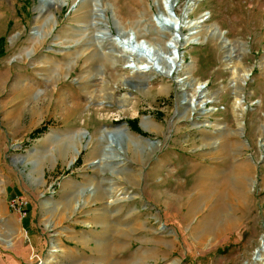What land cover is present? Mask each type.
<instances>
[{
	"label": "rangeland",
	"instance_id": "obj_1",
	"mask_svg": "<svg viewBox=\"0 0 264 264\" xmlns=\"http://www.w3.org/2000/svg\"><path fill=\"white\" fill-rule=\"evenodd\" d=\"M160 7L0 0V264H259L264 0H178L173 16L204 17L178 47L182 69L128 77L105 36L135 31L163 49ZM198 85L193 112L184 91ZM117 190L128 198L109 203Z\"/></svg>",
	"mask_w": 264,
	"mask_h": 264
},
{
	"label": "bare ground",
	"instance_id": "obj_2",
	"mask_svg": "<svg viewBox=\"0 0 264 264\" xmlns=\"http://www.w3.org/2000/svg\"><path fill=\"white\" fill-rule=\"evenodd\" d=\"M160 1H161V7L159 8L157 14L155 15V18L153 21H154V25L160 31L170 33V38L165 43L163 49H161L160 47L153 46L149 44V42L137 39V35L135 31H128V32H123V33L118 32L117 39H113L114 36L106 37L104 34H101V36H105L107 41H109V43L113 47L118 49L117 51L118 56L109 57L110 56L109 55V56H106V58L112 59L114 63L119 61L118 58L120 60L125 61L126 65L124 68L129 71L127 74L128 77H135L136 79H138L136 76H141L143 79L144 78L146 79L149 77L152 78L155 75H157V76H162L167 79L172 78L175 72L182 69L181 67V63H182L181 56L182 55L179 53L178 47L181 45H189V44L192 45L196 41L194 36L196 32L198 31V28H200L199 24L201 22L203 23V20H204L203 15L195 21H189V20H186L187 19L186 17L188 16V14H187V11L185 10L183 12V18L180 19L177 16L175 15L171 16L168 13V9H170V11L173 12V8L177 5L178 0H160ZM182 29L187 30L188 34L183 35L180 32V30ZM214 32L216 33L217 30L215 29ZM173 34H177L178 38H176ZM222 42H223V45H225L226 42L224 41ZM168 43L172 44L173 48H169L167 46ZM174 48L176 50V55L170 54V51L173 50ZM170 70H172V74L168 76V73L170 72ZM148 73H150L151 75L147 77L146 74ZM232 76L233 77L236 76V73L233 72ZM247 78H248V74L242 76L240 85L243 84ZM177 79L181 80L179 78H176V80ZM232 80L235 83V87H234L235 102L233 104V109L236 115L239 116V114L243 111V107H244L243 97L240 95L241 93H239V89H240L239 81L237 82L236 79L234 78ZM177 85L182 88L184 87L182 80L181 82L177 83ZM200 86L202 85L193 87L192 90L189 91L190 94H188V91L184 89L185 95L187 96V103L189 107L192 108L193 112H197L199 110V107L203 105L206 101L204 97V92H203L204 88L200 89L199 88ZM110 145L111 143H107V145L104 147L105 150L108 147H110ZM239 167L237 166V169H239ZM120 195H122L121 198H119ZM127 198L128 197H126V194L122 193L120 190H117L110 196L109 203H116L117 200H120V199L126 200ZM227 217L229 218V215H227ZM232 222L234 223V221H232L230 218L228 220L226 219L222 220L220 222V229H219L218 234L224 231V229L227 228L226 226L231 225ZM51 247L56 248V245H53ZM56 251L57 250L55 249V250H52L51 252L53 254ZM48 259L49 260L47 261H51L53 259V256L50 255ZM263 259H264V236L261 239V248L259 247L257 249V261L255 263L261 264L263 262ZM170 264H174V263H170Z\"/></svg>",
	"mask_w": 264,
	"mask_h": 264
},
{
	"label": "water",
	"instance_id": "obj_3",
	"mask_svg": "<svg viewBox=\"0 0 264 264\" xmlns=\"http://www.w3.org/2000/svg\"><path fill=\"white\" fill-rule=\"evenodd\" d=\"M168 13H169V15H171V16H173V14H172V12L170 11V9H168ZM167 25V24H166ZM109 33V32H108ZM110 35V34H109ZM116 32H115V37H113V39H117V37H116ZM176 38H178V36H177V34H173ZM172 35V36H173ZM130 40H131V38H130ZM169 48H173V45L172 44H169L168 43V45H167ZM170 54H174V55H176V50H175V48L173 49V50H171L170 51ZM172 74V70H170V72L168 73V76H170ZM175 82L177 83V82H180V80H176L175 79ZM200 89H202L203 88V85L202 86H200L199 87ZM107 138H108V140H110L111 142H112V134L111 133H109L108 135H107ZM260 248H261V244H260ZM257 261V250H255L254 251V254H253V257H252V262H256Z\"/></svg>",
	"mask_w": 264,
	"mask_h": 264
},
{
	"label": "trees",
	"instance_id": "obj_4",
	"mask_svg": "<svg viewBox=\"0 0 264 264\" xmlns=\"http://www.w3.org/2000/svg\"><path fill=\"white\" fill-rule=\"evenodd\" d=\"M128 124L132 127V129H134V127L132 126L133 125V122H129L128 121ZM135 130V129H134ZM136 131V130H135ZM43 132V128H40V129H36L32 132V137H30L31 139H34L36 138V136H38L39 134H41Z\"/></svg>",
	"mask_w": 264,
	"mask_h": 264
},
{
	"label": "built area",
	"instance_id": "obj_5",
	"mask_svg": "<svg viewBox=\"0 0 264 264\" xmlns=\"http://www.w3.org/2000/svg\"><path fill=\"white\" fill-rule=\"evenodd\" d=\"M13 202H14V201H13ZM19 204H20V205L18 206V210H17V211H19V212H20V210H21V207H22V206H24V204H25V203H24V204H22V203H21V201H19ZM9 206H11V207H13V206H16V203L14 202V204H12V205H9Z\"/></svg>",
	"mask_w": 264,
	"mask_h": 264
},
{
	"label": "crops",
	"instance_id": "obj_6",
	"mask_svg": "<svg viewBox=\"0 0 264 264\" xmlns=\"http://www.w3.org/2000/svg\"><path fill=\"white\" fill-rule=\"evenodd\" d=\"M5 190V194L9 195L8 189H4Z\"/></svg>",
	"mask_w": 264,
	"mask_h": 264
}]
</instances>
